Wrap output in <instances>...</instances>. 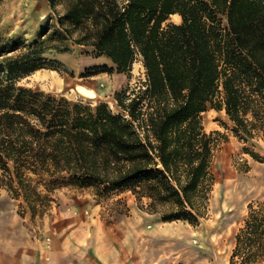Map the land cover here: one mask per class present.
I'll return each instance as SVG.
<instances>
[{
	"label": "trees",
	"instance_id": "obj_1",
	"mask_svg": "<svg viewBox=\"0 0 264 264\" xmlns=\"http://www.w3.org/2000/svg\"><path fill=\"white\" fill-rule=\"evenodd\" d=\"M50 3L63 31L59 48L69 40L92 47L129 77L142 61L146 79L116 95L127 116L0 80V166L9 173L6 159H25L39 165L34 172L66 173L83 186L122 184L151 199L164 221H195L214 179L202 114L226 110L239 129L249 113L264 119V0ZM176 14L182 23H167ZM36 46L3 51L13 80L48 68ZM251 226L264 233V220Z\"/></svg>",
	"mask_w": 264,
	"mask_h": 264
},
{
	"label": "rangeland",
	"instance_id": "obj_2",
	"mask_svg": "<svg viewBox=\"0 0 264 264\" xmlns=\"http://www.w3.org/2000/svg\"><path fill=\"white\" fill-rule=\"evenodd\" d=\"M56 9L63 11V5ZM62 36L50 0H0L1 82L97 106L146 79L139 62L129 77L111 71L115 65L92 47L69 40L59 48ZM14 44L17 55L37 45L48 68L13 80L3 51ZM80 86L95 97L88 98ZM202 115L214 142V179L195 221H164L150 207L151 199L122 184L83 186L66 173L34 172L39 165L32 168L31 160L6 159L9 173L0 166V264H27L26 255L35 258L30 264H53L54 257L60 259L54 264H264V233L248 227L264 220V119L258 122L249 113L245 130L226 110L210 107ZM6 136L0 131V139ZM64 218L70 224L61 234L57 223ZM86 235L95 251L91 248V259L64 260L84 249Z\"/></svg>",
	"mask_w": 264,
	"mask_h": 264
},
{
	"label": "crops",
	"instance_id": "obj_3",
	"mask_svg": "<svg viewBox=\"0 0 264 264\" xmlns=\"http://www.w3.org/2000/svg\"><path fill=\"white\" fill-rule=\"evenodd\" d=\"M173 18H177L176 20L177 21H173L172 22V20H173ZM167 23H175V24H180V23H182V18H181V16L180 15H178V14H176V15H172L169 19H168V21H167ZM108 59V58H107ZM108 60H110V59H108ZM107 60V61H108ZM109 62V61H108ZM138 63V62H137ZM136 64V63H135ZM134 64V65H135ZM139 64H142L143 65V62L142 61H139ZM143 67H144V65H143ZM107 90H109V87H108V89ZM95 92H96V90H94ZM97 93V92H96ZM88 98H92V97H89V96H87ZM115 95H114V97H113V99H112V101L109 103V104H106L108 107H109V109L110 110H112V112L114 113V114H117V115H126L125 114V112H124V110L123 109H121L119 106H118V102H117V100L115 99ZM93 99V98H92ZM98 102V101H97ZM100 102V101H99ZM101 104H105V103H101ZM92 105V104H91ZM93 106H95V105H93ZM127 116V115H126ZM68 175V174H67ZM69 209V208H68ZM64 213L65 214H67V213H69V210H68V212L67 211H64ZM69 220V219H68ZM65 222V223H64ZM67 222V219L66 218H64L63 219V222H58L57 223V231L59 232V233H61V234H63L64 232H65V230L69 227V224H70V222H68V223H66ZM62 229H64V231H63V233H62ZM68 230V229H67ZM84 241H85V243H84V249H79L78 248V250L80 251V253H78V254H71V257H67L66 259H64L65 257H63L64 255H60V254H58L62 259H64V260H68V261H72V262H79V263H85V262H88V260H90L91 259V257H90V251H91V248H92V250H93V245H92V242H90V240H89V243H88V235H86L85 236V239H84ZM87 241V242H86ZM92 246V247H91ZM56 252V251H55ZM93 252H95L94 250H93ZM94 255H95V253H94ZM34 257L32 258V256L30 257L29 255H26L25 257H23V260L27 263V264H30V262H32V261H34ZM61 259V261H63ZM60 259H58L57 257H54L53 258V261H54V263L56 262V261H59ZM53 263V264H54ZM37 264V263H36ZM39 264H42L41 263V261H40V263Z\"/></svg>",
	"mask_w": 264,
	"mask_h": 264
},
{
	"label": "bare ground",
	"instance_id": "obj_4",
	"mask_svg": "<svg viewBox=\"0 0 264 264\" xmlns=\"http://www.w3.org/2000/svg\"><path fill=\"white\" fill-rule=\"evenodd\" d=\"M79 90L82 92V93H84V94H86V95H88V96H90V97H95V93L92 91V90H88V89H86L85 87H83V86H80L79 87Z\"/></svg>",
	"mask_w": 264,
	"mask_h": 264
}]
</instances>
